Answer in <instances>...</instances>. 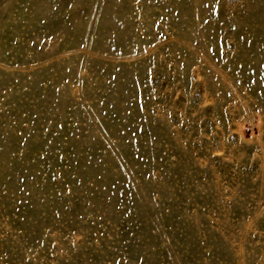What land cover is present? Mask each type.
Returning a JSON list of instances; mask_svg holds the SVG:
<instances>
[{
    "label": "rangeland",
    "instance_id": "obj_1",
    "mask_svg": "<svg viewBox=\"0 0 264 264\" xmlns=\"http://www.w3.org/2000/svg\"><path fill=\"white\" fill-rule=\"evenodd\" d=\"M0 264H264V0H0Z\"/></svg>",
    "mask_w": 264,
    "mask_h": 264
}]
</instances>
